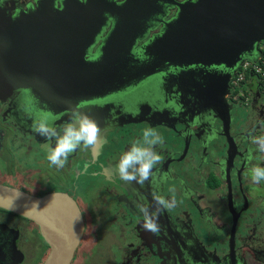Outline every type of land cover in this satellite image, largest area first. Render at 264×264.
I'll return each instance as SVG.
<instances>
[{"label": "flooded vegetation", "instance_id": "obj_1", "mask_svg": "<svg viewBox=\"0 0 264 264\" xmlns=\"http://www.w3.org/2000/svg\"><path fill=\"white\" fill-rule=\"evenodd\" d=\"M34 3L35 0H0V18L7 20L11 17L10 21L0 20V28L5 25L15 27L23 18L20 13L32 9ZM162 8L166 19L177 9L169 3ZM149 23L150 30L137 48L161 27L156 17ZM99 42L92 48V53ZM137 48L134 49L136 55ZM13 57L24 58L17 56L16 50H13ZM25 59L22 66L25 65L26 72H31V58ZM142 60L135 66L143 65ZM12 67L17 71L15 64ZM180 71V67L165 66L158 74L137 83L132 80L117 91L75 102L71 108L61 111L29 87L7 90L5 96H0V183L37 196L67 192L75 199L82 211L85 228L69 264H94L93 250L100 242V232L109 227L95 209L93 212L89 208L85 214L76 193L71 192L73 184L79 186L81 176L83 191L108 190L121 206L133 211L125 212L126 224L131 225L128 227L132 232L133 227L140 231L144 220L139 204L154 208L152 193L156 191L164 196L160 185L166 176L179 180V187L168 196V199L175 197L177 202L174 216H170L171 210L162 212L158 220L159 230L155 233L147 231L146 243L157 244L160 256L141 252L140 243L136 245L128 241L120 247L125 264H264V180L257 184L251 179L253 167H264V154L255 151L253 144L256 137L264 136L262 80L251 73L243 79V89L237 90L232 84L233 89L228 95L233 107L232 123L238 120V110L244 112L245 119H241L235 129L231 123L230 135L236 144L232 157L229 139L222 132V122L214 117L212 107L206 105L210 97L206 98L198 91L195 81L179 80L177 74ZM168 73L171 77L164 87L162 77ZM179 82L182 87H178ZM213 83L217 87L221 84L219 81ZM77 110L96 120L100 128L99 138L94 146L79 145L68 156L64 167L57 168L47 159L49 147L55 145V139L41 136L34 130L33 123L50 120L58 131H62L69 123L71 113ZM146 129L164 132L160 135V142L153 146L161 159L143 186L125 183L115 172V164L121 155L111 156L116 155L112 148L119 147L118 151L124 153L133 142L139 138L143 140ZM173 132L180 133L181 140L175 147L162 148L163 141L166 138L171 140ZM214 138L217 143L211 146ZM250 149L253 158L247 159ZM186 160L193 167L188 168L187 162H183ZM94 161L99 164V178L93 177L95 174L91 171ZM179 169L182 172L175 173ZM106 179L113 180V183L105 185ZM84 181L91 182L92 187H85ZM129 188L132 193L124 194ZM229 200L240 214L235 215L238 221L234 252L231 250L234 213ZM254 204L257 210L252 207ZM248 211L252 216L243 221L245 216L248 217ZM132 215L141 217L137 220ZM196 216L203 220L202 224L195 219ZM96 219L105 224L104 228L92 246L86 248L93 234L89 230L90 221ZM51 249L40 225L33 219L0 207V264H32L34 257H39L36 264H43Z\"/></svg>", "mask_w": 264, "mask_h": 264}, {"label": "water", "instance_id": "obj_2", "mask_svg": "<svg viewBox=\"0 0 264 264\" xmlns=\"http://www.w3.org/2000/svg\"><path fill=\"white\" fill-rule=\"evenodd\" d=\"M167 3L177 8L168 19L162 8ZM20 14L23 18L15 27L0 28V96L29 87L61 111L158 74L165 66L180 67L179 80L195 81L198 91L210 97L206 105L221 120L234 156L228 95L240 65L264 55V0H35L32 9ZM154 17L161 23L159 31L137 48ZM13 50L24 58L13 57ZM26 57L31 58V72L22 66ZM141 58L143 65L136 67ZM166 75L164 87L171 77ZM214 81L221 83L219 87ZM229 203L234 252L235 215L240 214ZM0 207L40 225L52 247L43 264L70 263L85 228L82 211L70 194L37 196L0 183Z\"/></svg>", "mask_w": 264, "mask_h": 264}, {"label": "clouds", "instance_id": "obj_3", "mask_svg": "<svg viewBox=\"0 0 264 264\" xmlns=\"http://www.w3.org/2000/svg\"><path fill=\"white\" fill-rule=\"evenodd\" d=\"M83 2V0H82ZM262 44V43H261ZM263 50V49H262ZM33 128L41 136L54 138L55 145L49 147L47 159L57 168H63L68 156L81 144L94 146L99 138L100 128L94 118L81 111H73L69 123L58 131L53 121H34ZM213 137H209L211 139ZM143 144L140 140L133 142L127 151L122 153L115 164V172L121 180L128 184L143 186L152 175V170L161 157L154 150V145L160 142V137L152 130L143 132ZM255 151L264 154V136L253 140ZM252 149L249 150L247 159H252ZM251 179L254 183L264 180V167L255 166L251 169ZM153 206L139 204V212L144 220L141 227L148 232L155 233L159 230V215L164 211H170L176 206L175 197L168 199L156 191L152 193Z\"/></svg>", "mask_w": 264, "mask_h": 264}, {"label": "rangeland", "instance_id": "obj_4", "mask_svg": "<svg viewBox=\"0 0 264 264\" xmlns=\"http://www.w3.org/2000/svg\"><path fill=\"white\" fill-rule=\"evenodd\" d=\"M236 88L238 89H243L244 88V84H239L236 86ZM96 100L98 98H95ZM239 113L237 114V118L238 120H235L232 123V128L235 129V127L237 126L238 123H240L241 119H243V121H245V119L243 118L244 116V112H242L241 110H238ZM240 115V116H238ZM233 129V130H234ZM161 130V128L159 129ZM234 132H237L236 130H234ZM164 132L161 131H157V135L161 138L160 135H163ZM124 136L127 135L126 131H124ZM173 137L171 138V140L169 138H166V140L163 141V144L161 145L162 148H167L168 146L170 147H175L176 146V142L178 143L181 138L178 136V134L180 133H174L173 132ZM141 138H139L138 140H140ZM161 140V139H160ZM141 144H143V140H140ZM222 141V140H221ZM194 142H198V141H194ZM193 142V143H194ZM192 143V144H193ZM199 143V142H198ZM216 139L214 138L210 145H216ZM193 146V145H192ZM192 146H191V150H192ZM118 148H112V151L116 153V155H111V156H117V155H122V153L120 151H118ZM189 158V157H188ZM188 160V159H187ZM183 161V162H187ZM188 168L193 167L190 163V161H188L187 163ZM93 166V169L91 170L92 172H94L95 176L93 177H101L100 175V170H99V164L97 162H93V164H91ZM179 162L177 161V167H179ZM179 171H181L180 169L177 170L175 173H179ZM182 172V171H181ZM190 172L193 173L192 170H190ZM103 176V175H102ZM70 178V176H69ZM68 178V180H69ZM67 179V177H66ZM115 179H117V177H115ZM80 180L82 182L83 177H80ZM79 183V186L76 187L74 184L73 186L70 188L72 193H76L80 204L83 208V211L85 212V214H88V210L89 208H91L94 212V209L97 211L96 213L99 214V218L102 219L103 222L107 223V225L109 226L108 228H106L105 230H103L104 225L102 224L98 219H96L95 221H90V232L95 234H91V237L89 239V243L87 245L86 248L92 246V244L97 240L98 234L100 230H103L102 232H100V242L99 244L96 246V248L93 250V261L94 264H125L123 262L124 259H122V257H124V255L122 254V251L120 249V247L122 246V244H127L128 241H132L133 243H136V245L138 243H140L142 245L139 246L138 248L140 249L141 252H148V254L150 256H160L158 251H157V247H159L157 244H153V242H147V231H145L142 227L139 229L133 227L134 232H132L130 230V228L128 226H131L130 224H126L125 218V212L131 210V209H127L123 206L120 205V203L118 202L119 200L116 199V197L114 196H110V194L108 193V190L106 191H100V192H91L90 189H85L86 191L82 190V183ZM113 183V180H105V185L107 184H111ZM84 186L85 187H92V183L88 182V181H84ZM179 180L177 181V179H170V176H166V180L164 182L161 183L160 187H162L163 189V193H164V197L168 198L169 194L171 191H173L175 189V187H179ZM83 193H85V197L89 198L86 199L83 196ZM132 190H130V188L127 191H124V194H131ZM91 198V199H90ZM255 210H257L256 205L254 204L252 206ZM124 211V213H123ZM133 211L131 210V213ZM171 214L170 216H174L176 210L174 208L171 209ZM248 217L245 216V219H243V221H247L248 218H251V213L248 211L246 214ZM134 217V219L139 220L141 216H136V215H132ZM142 219H144L142 217ZM195 219L202 224L203 220L199 217H195ZM176 223L178 222L177 220L175 221ZM100 227V229H99ZM181 227V226H179ZM120 232H122L121 234H119ZM241 240V238H239ZM239 243V241H238ZM34 261L32 262V264H36L39 260V257H34L33 259Z\"/></svg>", "mask_w": 264, "mask_h": 264}, {"label": "built area", "instance_id": "obj_5", "mask_svg": "<svg viewBox=\"0 0 264 264\" xmlns=\"http://www.w3.org/2000/svg\"><path fill=\"white\" fill-rule=\"evenodd\" d=\"M261 48L264 52V44L261 45ZM260 59L261 61H259ZM260 59L256 62L247 60L240 65L238 72L232 80L235 89L240 90L236 88V86L242 84L243 79L246 77V73L250 71L252 74H256L262 80L264 91V55Z\"/></svg>", "mask_w": 264, "mask_h": 264}, {"label": "trees", "instance_id": "obj_6", "mask_svg": "<svg viewBox=\"0 0 264 264\" xmlns=\"http://www.w3.org/2000/svg\"><path fill=\"white\" fill-rule=\"evenodd\" d=\"M259 61H261V59H260ZM249 75H251V72H250V71L246 73V76H249ZM252 75H253V74H252ZM255 75H256V74H255ZM242 84H243V83H242ZM237 92H238V91H237ZM237 92H236V93H237Z\"/></svg>", "mask_w": 264, "mask_h": 264}]
</instances>
